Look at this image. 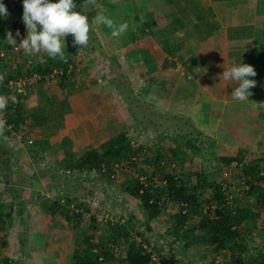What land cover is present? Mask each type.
<instances>
[{
    "label": "trees",
    "instance_id": "16d2710c",
    "mask_svg": "<svg viewBox=\"0 0 264 264\" xmlns=\"http://www.w3.org/2000/svg\"><path fill=\"white\" fill-rule=\"evenodd\" d=\"M14 1L23 5V0ZM75 2L77 7L85 3L84 0ZM17 30L20 32L19 37L15 35ZM9 31L16 41L24 36L22 16L12 21ZM66 45V62L59 58L53 60L45 53L22 67L16 62L8 64L4 61L6 58L0 57V76L3 77L0 80V95L17 98L16 103L9 99L7 109L1 112L7 121L3 136L20 133L25 128L22 104L24 96L10 90L8 83L33 74L40 76V81L54 82L53 77H50L54 70L61 71V74L55 76L64 78L69 65L68 59L77 56L85 48L77 50L73 47L70 35L66 37ZM3 46L0 35V50ZM245 64L255 68L257 75L250 79H255L256 87L264 86V47L256 45ZM119 71L117 64V72ZM119 79L114 77L119 89L116 94L120 96L117 99L123 105L126 101L132 103L128 90ZM255 88L250 91L254 93ZM136 101L140 103L136 99L134 103ZM135 107L143 109L138 104ZM160 115L159 119L164 117L169 125L159 127L163 133L158 135L153 148L136 144L126 132H120L99 147L85 150L80 156L74 153L62 156L59 167L64 173L68 171L74 176L86 178L92 175L100 180H109L115 167L121 165L122 170L128 174L124 191L137 203L147 229L150 230V224L159 215L167 214L170 222L163 242L168 249L165 250L162 245H153L147 251L143 243L132 237L134 233L139 234L132 216L127 220L107 219L106 228H101L96 213L90 211L84 200L71 195L63 199L56 195L52 201H42L39 209L52 222L56 221L73 229V246L67 264H179L175 255L170 254L174 245L183 251L194 247L206 248L212 256L210 262L205 264H264V251L253 246L254 252L249 253L247 241V238L253 240L250 235L252 228L264 224V149L258 156L243 150L240 153L219 155L215 157L216 166L212 170H209L208 162L206 165L202 163L201 157L205 139L208 143V155H213L210 151L218 140L236 144L254 141L264 147V133L260 126V121L264 122V111L227 104L215 137L205 139L200 137L201 132L192 127L188 118L172 114ZM146 118L144 113L131 109V125H139L146 130V124L151 121ZM180 121L183 126H180ZM155 132L158 130L155 129ZM68 143V139H64L61 148ZM26 146L34 161L47 153L53 156L60 153V147L49 142ZM12 152L11 148L0 144V180L4 185L1 194L3 199L0 202V264L15 263L2 257L1 251L6 246L5 239L12 214L16 213L25 225L22 219L25 217L26 206L19 187L24 188L23 186H30L28 184L31 183H24L23 172L18 174L17 161ZM232 164L233 181L221 180L220 174L216 178L214 171ZM130 173L134 175L130 176ZM240 184L243 185L241 191L237 188ZM144 241L149 245L146 239ZM27 252L16 264L35 263L33 256ZM153 253L156 260L152 259ZM52 257H49L46 264H59L58 259ZM216 257H221V261L216 262Z\"/></svg>",
    "mask_w": 264,
    "mask_h": 264
},
{
    "label": "crops",
    "instance_id": "0c3cea01",
    "mask_svg": "<svg viewBox=\"0 0 264 264\" xmlns=\"http://www.w3.org/2000/svg\"><path fill=\"white\" fill-rule=\"evenodd\" d=\"M117 2L120 23L133 30L119 37H111L108 31L91 33L87 50L70 59L85 53L93 56L90 42L99 43L94 47L101 50L105 66L109 67L106 57L112 56L130 76L134 90L145 93V102L172 115L191 112L196 123L215 124L216 134L225 106L242 102L231 96L237 82L224 80L222 73L245 63L256 45L264 47V0H104L100 6L96 2L94 10L111 18ZM99 25L102 23L97 21L95 27ZM22 38H26L25 33ZM111 42L116 47H111ZM42 54L23 51L25 58L16 63L26 67L24 59L32 63ZM7 62L13 64L15 60ZM69 64L65 77L54 76V82L26 76L29 82L22 103L25 128L10 134L20 144L15 147L21 142L57 144L60 153L55 154L61 159L72 153L80 156L125 132L123 105L106 86L103 71L86 69V64ZM261 92L264 94V86H257L251 96L259 98ZM64 139L69 143L61 148ZM21 155L27 156L25 152ZM250 235L253 241L257 239L255 233Z\"/></svg>",
    "mask_w": 264,
    "mask_h": 264
},
{
    "label": "rangeland",
    "instance_id": "374dc122",
    "mask_svg": "<svg viewBox=\"0 0 264 264\" xmlns=\"http://www.w3.org/2000/svg\"><path fill=\"white\" fill-rule=\"evenodd\" d=\"M96 2H98L100 6L104 0H96ZM0 3H3L9 12V15L6 18L4 16H0V35L4 44L0 52L5 51L6 53L4 56L6 59L3 58L4 61H7V59H13L15 62L17 60L23 61L22 58H25L23 55V50L18 49L17 51H13L12 46L9 45L7 41H5L6 33L10 30L12 21H14L16 17L22 16L23 5L14 0H0ZM82 6L83 8L80 6L76 7L75 11L87 15L89 24H91L90 20L93 21L90 29V38L95 32L102 33V31H108L112 33V29H109L103 24L101 26L99 25L95 27L97 21L94 19L97 14L101 15V13L97 10H94V5L84 3ZM114 7L111 11L114 16L111 17V19L114 21L115 25H119L122 22L120 23L119 12L117 11L118 2L114 5ZM132 30L133 28L129 27L127 31L131 32ZM24 33L27 35L26 28ZM16 42L18 45L19 42ZM90 44L94 48L93 56L85 53L83 57L80 56L78 58L68 59V63L76 62L77 65L86 64V69L89 68L91 70L90 67H95L98 72L102 70L103 74H101V77L104 79L106 86H108L114 98H116V96L120 98V96L116 94L119 89L117 88L118 83L114 80V77L116 76L117 78H120V83L124 85L125 89L128 90L129 93L127 94H129L130 98L133 100L132 103H127L128 101H126L125 105L122 104L125 111V132L136 144L153 148L156 145L158 135L163 133L161 132L162 128L159 127L161 125V127H163V125H169L168 121H164V117L159 119V116H161L160 114L169 116L168 112H164L162 110L163 108L156 107L153 104L147 103V101L145 102L143 99L145 93L143 94L140 93L143 91L136 92L134 90L130 76H126L121 68V71H119V73L117 72V61L113 59L112 56L106 57L108 58L109 62V67L107 68L103 63L105 59L102 58L101 50L97 49V47H94L95 45H99V43L97 44L91 40ZM88 45L84 48V50H87L89 47ZM110 46L116 47V43L111 42ZM112 51L113 50H111V53ZM24 61H26L24 63L28 64L27 62H29L30 59H24ZM107 69H109V72H107ZM259 96L261 97L258 98L256 96H251L249 97V101H243L239 103L243 107H252L255 110L264 111V105H258L264 104L263 92H261ZM135 99L139 100L140 103H137V101L134 103ZM137 104L142 106L143 109H137L135 107ZM131 109L137 110L139 113H144L147 115L146 119L151 120L150 123L146 124L148 125V129L145 130L139 125L135 126L130 124ZM191 114V112H189V115L185 112V115L181 114L179 116L188 118L192 122V127L198 129L201 132V138H214L215 124L208 125L202 121H198L196 123L197 118L194 115L191 116ZM197 117L199 118V116ZM203 121L205 120L203 119ZM260 123V126L262 127V133H264V122L260 121ZM180 126H183L181 121ZM155 129H157L158 132H155ZM12 136L13 135L6 137L3 136V134L0 135V144L13 150L12 153L14 154L17 161L16 167L18 174H22L23 172L22 178L24 183H31L28 184L30 186H23L24 188L19 187L20 196L22 200H24V205L26 206V213L24 214L25 217L22 219L24 220L25 225L16 213L12 214L10 226L7 229L5 239L6 246L3 247L1 251L2 257L8 258L12 262H15L14 264H16L18 263V260H21L24 253L28 251L33 256V261L35 263L30 259L29 261L33 262L34 264H46V261L49 260L50 256H53L52 258L54 259L57 258L59 264H67L73 246V229L70 226H62L56 221L52 222L49 217L44 216L39 209V204L42 201H52L56 195L61 196L63 199L67 195H71L84 200L90 211L92 213H96L97 221L101 228H106L107 219L116 221L117 219L122 218L127 220L129 216H132L134 218L135 229L139 232V234H132L134 239L139 240L143 244H146V241H144V239H146L151 247L153 245L158 247L162 245L161 247L165 248V250L168 249L167 244L163 242L164 239L166 240L165 234L167 231V226L170 222L167 214L163 213L159 215L158 218L150 224V230L147 229V226L143 221V217L141 216V213L138 209L137 203L124 191L126 184L125 179L128 177V174L122 170L121 165H117L115 167L114 174L109 180H100L92 175L86 178L79 175L74 176L70 172L65 171L64 173V171L60 169L59 155L53 156L48 154L41 158V160L38 162L33 161L28 154L27 147H25L26 144L21 142V146L15 147L20 144L18 139L16 140L12 138ZM207 145L208 143L205 139L204 143L202 144L201 157L203 164L206 165V162L209 163V170H212L214 166H216L215 157H218L219 155H226L231 152L240 153L242 152L241 150H243L244 152L248 151L254 156H258L261 150L264 149L263 146H259L254 141H245L240 144H236L228 141L218 140L210 151L213 155H208L209 151L207 149ZM22 152H25L27 156L22 157ZM233 168L234 164L230 165L229 167H220V170L213 171L216 178L220 174L221 180L226 179L227 181H233ZM146 169L150 170L148 168ZM130 174V176L134 175V173ZM237 188L241 191L243 189V185L240 184ZM3 189L4 185L0 184V202H2L3 199V196L1 195ZM240 191H238V194ZM251 232L256 234L257 239L255 241H251L247 238L249 253L254 252L253 246L259 247L261 249L264 225L257 228H252ZM48 247L50 249H48ZM170 251V254L175 255V257L178 259L179 264H205L206 262H210L212 256L209 250L203 247H194L188 251H183L181 248L174 245V249ZM50 252H52V254H50ZM220 261L221 257H216V262Z\"/></svg>",
    "mask_w": 264,
    "mask_h": 264
},
{
    "label": "clouds",
    "instance_id": "9594fccd",
    "mask_svg": "<svg viewBox=\"0 0 264 264\" xmlns=\"http://www.w3.org/2000/svg\"><path fill=\"white\" fill-rule=\"evenodd\" d=\"M86 4L95 5L96 0H84ZM77 4L75 0H23L22 22L27 30L26 38H21L17 45L16 39L11 31L6 33V40L13 48L22 49L25 54L38 55L41 52L53 60L59 58L66 62L65 49L66 37L73 38V47L77 50L87 47L90 40L91 24L87 15L75 11ZM83 8L82 5H80ZM9 15L6 6L0 3V16L5 18ZM96 21L112 29V36L119 37L128 30L127 23L115 25L114 21L106 15L97 14ZM20 36L19 30L15 33ZM255 68L250 64L240 63L229 69H225L222 77L226 81H235L237 85L233 88L231 96L236 101H249L253 94L250 89L256 87ZM3 77L0 76V80ZM9 99L12 103L17 102L16 96L6 97L0 95V112L7 109ZM264 105V104H258ZM7 121L0 119V135L3 134Z\"/></svg>",
    "mask_w": 264,
    "mask_h": 264
},
{
    "label": "built area",
    "instance_id": "2783aa9c",
    "mask_svg": "<svg viewBox=\"0 0 264 264\" xmlns=\"http://www.w3.org/2000/svg\"><path fill=\"white\" fill-rule=\"evenodd\" d=\"M12 50L13 51H17L18 48H13L12 47ZM5 51H1L0 52V57H3L5 56ZM70 64L68 65V69L70 68ZM55 74H61V71H57V70H54L52 73H51V76L50 77H54ZM31 79H35V80H39L40 79V76L38 75H35L33 74ZM27 82H29L28 78L27 77H20L18 78L17 80L15 81H10L8 83V87L10 88V90H12L13 92L16 91V94H20L22 96H25L27 94ZM0 119H3L4 120V117H3V114L0 112ZM7 128H9V126H7ZM143 247L147 250V251H150L151 250V246L150 245H146V244H143ZM152 259L153 260H156V256L154 255V253L152 254Z\"/></svg>",
    "mask_w": 264,
    "mask_h": 264
}]
</instances>
